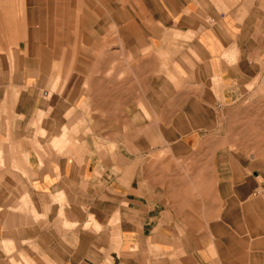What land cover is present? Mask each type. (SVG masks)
<instances>
[{
	"label": "crops",
	"instance_id": "1",
	"mask_svg": "<svg viewBox=\"0 0 264 264\" xmlns=\"http://www.w3.org/2000/svg\"><path fill=\"white\" fill-rule=\"evenodd\" d=\"M260 181L264 0H0V264H264Z\"/></svg>",
	"mask_w": 264,
	"mask_h": 264
},
{
	"label": "rangeland",
	"instance_id": "2",
	"mask_svg": "<svg viewBox=\"0 0 264 264\" xmlns=\"http://www.w3.org/2000/svg\"><path fill=\"white\" fill-rule=\"evenodd\" d=\"M115 5V3H114ZM113 46L114 50H118V52H114V61H113V67L112 69L108 71H97L96 75L98 79L107 80V81H137V70L135 69H128L127 68V58L122 54L121 52V43L119 39L116 36V28L113 27ZM56 71H50V73H55ZM66 74L69 73V71H65ZM82 77L84 78L89 77L90 71L83 70ZM162 80L166 81H175V78L169 73L168 70H162L161 71ZM57 76V75H56ZM83 106L81 107V110H83ZM69 110V109H68ZM73 109H70L68 112L66 110V127L64 129V134L61 135V138L59 141H63L65 143V146H68V143L76 142V133H74V129L78 128L75 126L82 125L83 121L79 122V120H74L73 118ZM56 141V139H54ZM52 147L57 149V145H52ZM57 151V150H56ZM264 185V182H258V186L255 188V192H260V187Z\"/></svg>",
	"mask_w": 264,
	"mask_h": 264
},
{
	"label": "built area",
	"instance_id": "3",
	"mask_svg": "<svg viewBox=\"0 0 264 264\" xmlns=\"http://www.w3.org/2000/svg\"><path fill=\"white\" fill-rule=\"evenodd\" d=\"M260 192H261V193H264V185H262V186L260 187Z\"/></svg>",
	"mask_w": 264,
	"mask_h": 264
}]
</instances>
